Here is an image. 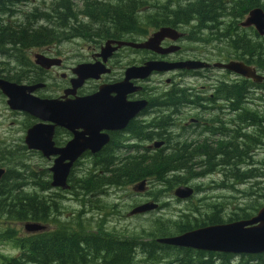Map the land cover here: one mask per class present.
Segmentation results:
<instances>
[{"label":"flooded vegetation","instance_id":"flooded-vegetation-1","mask_svg":"<svg viewBox=\"0 0 264 264\" xmlns=\"http://www.w3.org/2000/svg\"><path fill=\"white\" fill-rule=\"evenodd\" d=\"M30 1L34 4V0H17L10 8L11 13H15L14 10L18 11L21 8H28ZM130 1L134 2V0ZM189 1L191 0H143L144 5L140 9L141 11H151L152 9L162 10L169 7V10L175 9V11H180L186 7L185 5ZM219 1L227 5L230 3V0ZM162 4L165 5L162 6ZM41 6H44V1H42ZM44 9L42 8V10ZM247 12H245V15L236 24H230L229 22L218 23V26H234V34H238V38L225 39L224 42H221L217 38L212 42V38H210L211 33L208 31V28H206V31H199V28L193 33L189 27L191 24H179L177 29L168 27L174 30L178 36L175 40L167 38L161 40L158 44L159 52L144 48L135 49L126 45L127 43L145 42L157 29L153 32L151 31L141 41L135 40L138 37H133L130 34L116 35V39L114 40L105 39L99 42H90L84 39L94 46L87 47L89 53L81 56L82 59L78 64L100 63L102 64L104 72L95 80H85L79 88L75 89L72 94H68L66 98L85 97L101 92V96L104 98L116 99L115 107L117 113L126 120L121 128L101 130L99 132L100 134L106 135L107 141L101 146L98 152L93 154L88 151L83 152L74 161L66 179L68 185L66 192H69L70 176L73 174L75 177L77 173L81 175L85 161L87 159L91 160L92 157L96 156L125 158L151 155L167 156L172 154L187 156L190 154L191 156L202 157L207 154L213 157V161L210 168L211 172H209L210 174H206L205 176L212 174L216 176L222 175V181L220 182L222 183V187H226V183L223 181L229 180L227 176L230 172L231 164L228 159L233 154L232 156L235 155L245 158L244 162L239 164L238 170L239 172L247 173L249 180L246 183L249 185L260 182L254 176L261 171V160L264 156V122L262 120V116L264 115V71H261L259 66L261 59L260 37L256 36L257 34L252 27L241 26V22L246 17ZM208 25L203 26L208 27ZM21 28L31 32L33 29ZM192 34L198 35L199 39L193 38ZM76 39L81 40L83 38ZM67 41L60 40L57 44H46L39 48H34V46L23 48L19 46L18 50L23 52L21 55L24 57L26 63H19L14 69L1 70L0 80L14 84L17 86V89H32L29 94L31 97L40 99H64L62 96L65 91L71 89V80L74 77L71 74L72 68L64 67L67 55L60 54L56 48L62 43H68ZM107 41L112 42L109 48L113 50L102 61V57L105 54L101 56V49ZM210 41L213 47L215 46L209 49L212 52H207L204 49L193 50L183 45L184 43L192 42L202 43L207 46V44H210ZM115 42H121L124 45L116 46ZM247 42L250 44L254 42V50L247 51ZM97 45L98 47L96 48ZM9 50L0 51V54L10 56L11 52ZM164 50L168 52H161ZM29 51L32 53L31 58L28 56ZM128 53H133L134 55L125 57L124 55ZM35 54L56 59L58 60V64L48 69L39 68L34 65ZM17 55L16 53L14 54L15 61H17ZM135 55L139 56L138 64H133L132 62ZM252 56H254L255 60H252ZM126 59L127 61L123 62ZM112 60L113 63H111ZM153 61L174 64L187 61H199L207 63L208 65H213L212 63L217 62H241L253 69L254 74L261 77L262 80L255 82L250 78H244L229 71L216 69L211 66L200 69L173 68L167 71H151L143 78L124 81V72L127 68L132 66L141 67L147 62ZM253 61H255V65L247 63ZM55 70L61 73L57 75L54 73ZM167 74L174 75L175 77L165 79L164 85L150 86L149 81L152 77L158 79L159 82V78ZM231 86L237 87L231 88ZM26 92L29 93L28 90ZM41 93L47 94L43 95ZM1 97H4L7 106V97L0 90ZM132 108L135 109L133 115L131 114ZM9 112L12 114L26 115L29 119L22 126V129H24L22 139L23 147L20 149L16 148V150L20 153L27 154L28 152L33 155L35 154L47 165L42 169L45 174V179L39 180L35 185L41 188H53L51 186L49 168L53 163L54 157L43 158L39 151L34 150V148L28 149L25 144V137L28 130L34 127V124H39L40 122L19 110L13 111L9 109ZM42 124L48 125V123ZM11 125H14V123H11ZM252 125H255L256 128L252 129ZM71 138L72 134L70 131L58 126L53 127L51 135L53 148L59 149L64 147ZM186 144H190V147L184 149ZM11 148H13L11 145L4 146L2 148L3 153L6 155L16 154L14 149ZM183 150L191 152L184 153ZM258 154L261 155L260 161L254 159ZM220 160L222 161L220 162ZM36 168L40 170L38 166ZM30 169V183L34 187L35 172L33 167ZM0 171H3L0 176V186H4L5 183L2 180L8 170L0 167ZM177 186L190 188L192 190V196L196 192H201L200 186H191L187 183ZM217 187L219 188L220 185ZM146 188L145 180V192H134L133 195L147 194ZM32 199L34 202V194ZM148 199L149 197L142 204L148 202L154 203L156 205L155 211H160L167 205L166 202H161V199H167L163 196H160L158 202L153 200L148 201ZM174 199L178 201V199ZM203 199L205 197L198 199L197 202H201ZM181 201L186 202V200H180L178 202ZM196 210L200 213L203 212V208H196ZM210 225L216 224L192 225L190 229L184 232ZM30 236L34 240V233ZM17 255L9 259L16 258ZM7 262L5 261L4 264Z\"/></svg>","mask_w":264,"mask_h":264},{"label":"trees","instance_id":"trees-1","mask_svg":"<svg viewBox=\"0 0 264 264\" xmlns=\"http://www.w3.org/2000/svg\"><path fill=\"white\" fill-rule=\"evenodd\" d=\"M16 1L0 0V14L11 13L10 8ZM143 5V0H134V2L130 0H55L50 13H34V21H48L45 26L35 27L32 32L19 26L12 28H8L7 25L5 27L0 26V46L6 49L19 46L39 48L46 44H57L60 40H72L74 38L99 42L105 39L114 40L116 35L120 34H130L137 37V32L140 29L143 30L144 26L153 32L160 27L177 29L179 24H191L189 27L193 33L199 28V31H206L208 28L212 42L216 38L224 42L225 39L238 38V34H234V26H218V23L236 24L245 15V12L254 7H259L264 12V0H230L228 5L220 3L219 0H191L180 11L169 10V7L162 10L141 11L140 8ZM84 20H86V24L82 25ZM203 25H208V27ZM192 36L199 39L196 34H192ZM208 36L210 35L208 34ZM256 36L258 37V35ZM259 37L261 40L259 66L260 70L264 71V36ZM254 48V42L251 44L247 42L248 52ZM252 60H255L254 56H252ZM247 63L255 65V61ZM236 87L231 86V88ZM262 120L264 122V115ZM251 127L252 129L256 128L255 125ZM189 147L190 144H186L184 149ZM183 152L190 153L191 151L183 150ZM232 155L228 159L231 169L227 181L247 184L246 181L249 180L247 173L238 170L239 164L244 162L245 158ZM145 157H92L90 162L92 166L96 167L94 168L96 171H93L95 173L88 172L83 178L73 180L71 177L69 180V190L73 200L82 199L80 200L81 203L89 204L92 201L87 199L88 196L93 197L96 194L105 193L104 189L111 185L119 187L147 179L167 188H172L210 174L213 161V157L207 154L202 157L191 156L190 154L187 156L172 154ZM8 158L4 156L0 160V165L5 164L4 162ZM261 162L262 169L254 178L264 182V158ZM7 170L8 172L2 181L9 184V188H0V216L5 215L19 221L40 223L47 227V222H54L56 226L53 229L35 233L34 240L30 235L17 239L20 252L16 258L5 259L4 262L8 261L6 264H264V254L233 256L212 252H196L192 249L157 244L154 240L156 237L180 234L190 229L192 225L219 224L248 219L254 215L247 213L251 209L237 208L236 210L240 215L238 216L239 213H231L224 221L222 216L218 215V209H216V213L203 215L190 207L186 210L191 215L180 217L181 220H184L181 223L173 224L169 220H155L160 224L159 228L152 229L153 232L150 231L145 235L146 237L152 236H149L145 241L136 240V238L117 239L101 232H85L87 229L80 227V225H75V228L66 227L59 223L56 218L51 219L50 216L57 213L58 204L55 198L58 195L55 194L52 198L50 196H38L34 190L33 202V194L25 192V185L19 182L20 174L11 168ZM36 178L34 177V184ZM113 181L117 184L114 185ZM89 186L91 187L89 188ZM248 187L249 189H246L243 196L246 197L247 201H251L254 194L264 192V186L259 187V183L256 182L249 184ZM223 188L221 183L218 189ZM39 191L44 190L39 189ZM74 194L77 196L74 197ZM212 206L213 204L208 206L207 211H210ZM259 207L257 206L255 213ZM220 210L223 211L224 208ZM199 216L200 218H198ZM155 223L153 222V224ZM157 231L161 232L158 233ZM5 236L12 238L9 232Z\"/></svg>","mask_w":264,"mask_h":264},{"label":"water","instance_id":"water-1","mask_svg":"<svg viewBox=\"0 0 264 264\" xmlns=\"http://www.w3.org/2000/svg\"><path fill=\"white\" fill-rule=\"evenodd\" d=\"M243 27H252L258 36H264V12L259 7L250 9L244 20ZM177 34L168 27H161L153 32L143 43H127L126 45L135 49H149L159 52L158 44L167 38L175 40ZM112 42H105L101 49L102 61L112 51L109 45ZM116 46L124 45L115 42ZM163 53L167 50L161 51ZM58 64V60L46 58L40 54L34 55V65L48 69ZM210 65L199 61H187L183 63L147 62L141 67H129L124 72V81L138 79L147 76L151 71H167L170 69H200L209 68ZM213 68L223 69L244 78H250L255 82H260L261 77L254 74V70L241 62L214 63ZM102 64H77L71 69L73 79L71 89L64 92L62 100L40 99L31 97L32 89H17L14 84L0 80V90L7 97V106L11 110H19L38 120L39 124H34L25 137V144L28 149L34 148L41 153L43 158L54 157L49 168L51 174V186L60 191H66V182L69 170L74 161L83 153L91 154L98 152L107 137L100 134L101 130H114L121 128L125 122L116 110L115 98H104L101 92L85 97H75L67 99L68 94H72L79 88L85 80H95L103 73ZM121 84V83H120ZM40 86V85H38ZM28 90L29 93L26 91ZM100 91V90H99ZM105 91V90H104ZM143 104V103H142ZM136 105V104H135ZM126 108V107H125ZM127 113V112H126ZM135 113L132 108L131 114ZM129 118V117H128ZM42 123H48L43 125ZM54 126L64 128L71 132L72 138L64 147L53 148L51 142L52 129ZM80 130V131H77ZM3 171H0V176ZM135 185V186H134ZM133 185V192L144 190L145 180ZM172 195L178 200H187L192 196V190L186 186H177ZM154 203L141 204L128 213V216L139 215L154 210ZM46 225L34 222H26L23 230L27 234L43 232ZM157 244L171 246L175 248L192 249L196 251L212 252L228 255H257L264 254V205L248 219H240L216 225L200 227L181 234L156 238Z\"/></svg>","mask_w":264,"mask_h":264},{"label":"rangeland","instance_id":"rangeland-1","mask_svg":"<svg viewBox=\"0 0 264 264\" xmlns=\"http://www.w3.org/2000/svg\"><path fill=\"white\" fill-rule=\"evenodd\" d=\"M42 1H44V6H41ZM54 1L55 0H34V4L32 3V1L29 2L28 8L25 9L21 8L18 11L14 10L15 13L1 14L0 26L5 27L7 25V27L9 28L13 26H21V27L33 28V29L38 26H45L48 21L47 20L34 21V13L37 12L50 13ZM42 8L45 9L42 10ZM81 24L85 25L86 20L82 21ZM150 32H151L150 29L147 26H144L143 30L140 29V31L137 32L138 38H135V40L137 41L143 40L147 35L150 34ZM74 39L75 40H68L67 41L68 43H62L56 48L60 52V54L67 55L66 60L64 62L65 68L67 67L73 68L74 65L80 62V60L82 59L81 56L89 53L87 47L94 46L93 44L88 43L84 39L81 40L76 38ZM211 43L212 42L210 41V44H207V46H205L202 43H192V42L184 43L183 45H185L184 47L186 48L190 47L193 50L204 49L207 52H212L209 51V49L213 47V44ZM97 47L98 45L96 46V48ZM10 49L11 50L6 49L3 46H0V51L9 50L11 52L10 56L7 55L3 56L2 54H0V71L4 69L5 70L14 69L19 63L22 62L26 63V61H24V57L21 55L23 52L21 50H18V47H13ZM15 53L18 54L17 61H15V57H14ZM31 54L32 53L29 51L28 56L30 58L32 56ZM133 55H134L133 53H128L125 54L124 56L126 57ZM138 59L139 56L135 55L134 59L132 60L133 64H138ZM113 60L111 63H113ZM128 60H130V58H128ZM126 61L127 59L123 60V62ZM211 66L212 65H210L209 67ZM54 73L58 75L61 72L55 70ZM171 77L174 78L175 76L174 75L172 76L171 74H167L159 78V82L158 79L152 77L149 81V84L150 86L164 85V80L169 79ZM41 94L46 95L47 93H41ZM28 120L29 119L26 115L23 114L18 115V114L10 113L9 109L5 104L4 97L0 98V160H2L4 156L9 157L4 162L5 164H2L3 166L1 165L0 167H3V169L11 168L15 172H18L20 174L19 182L25 185V192L34 194V190H35L38 196H44V197L50 196L51 198L54 197L55 194H57L58 196L57 198H55L58 204L57 213L50 216V218L51 219L56 218L59 223L63 224V226L75 228V225H80V227L87 229L85 230V232H91V231L101 232L102 234L109 235L112 238H117V239L136 238L145 241L148 239V237H146L145 234H148L152 229L159 228L158 227L159 223L158 224L155 223V225L153 224V222H156L155 220L157 219L164 221L169 220L170 223H181L184 220H181L180 217L191 215L188 212V210H186L189 209L190 207H193L194 209L203 208L202 214L205 212L204 215H210L213 212H215L216 209H218L217 211L218 215L222 216V219L225 221L227 220V218L230 216L231 213H239L236 210L237 208L251 209L250 211H247V213H251L253 215L255 214V209L257 208V206L260 207L263 206L264 192L254 194L252 196V200L247 201L246 197L243 196L246 193L245 192L246 189H249L248 184H239L236 182L231 183L228 181H223L226 183V187H224L223 189H218L217 186H219L221 183L220 181H222L221 180L222 175L216 176L214 174L209 176H204L201 179H196L187 182V184L191 186H200L201 192H196L193 196H191L188 200H186V202L185 201L178 202L180 200L175 201L174 197L172 196V192L176 186H173L172 188H167L162 184H158L157 182L149 179L146 180L147 194L134 196L133 195L134 192L132 191L134 183L119 187L110 186L107 188V190L105 189V193L96 194L93 197L88 196L87 199L89 201H92L89 204L81 203L80 200L82 199L73 200L70 194L71 193L70 190L69 192H64L53 188L51 189L41 188L35 184H34L35 187L34 188L33 185L30 183V179H31L30 168L31 167L34 168V172H35L34 177H37L35 183H37L38 180H42L45 177V174L42 171V169H44L47 165H45V163L42 162L35 154L33 155L28 152L27 154L23 152L20 153L19 151L16 150V148L20 149L23 147L22 139H23L24 129H22V126ZM11 123H14V125H11ZM10 145L13 147L11 149H14V152L16 154L12 153L11 155H6L3 153L2 148H4V146H10ZM263 158L264 156L262 157V159ZM254 159L260 161L261 155L258 154V156L254 157ZM90 161H91L90 159H87L85 161V164L82 167L83 173L81 175L77 173V175L74 177L72 174V176H70V180L71 177L73 180L78 178H83L84 175L88 173V171L91 170L96 171V169H94L96 167L92 166ZM37 166L39 167L40 170L36 168ZM256 183H259V187L264 186V182H262L261 180L260 182H256ZM0 188L8 189L9 184L0 186ZM39 189H42L44 191H39ZM160 196L167 198L163 200L161 199V202L164 201L167 204L165 205V208H163L162 210L160 211L154 210L156 213L154 211H151L148 212L150 214L144 213L140 215L128 216L130 210L141 205L144 202V200L147 199V197H149L148 201L153 200L158 202ZM119 197L121 198L119 199ZM202 197H205V199H203L201 202H197V200ZM212 204L213 206L212 208H210V211H207V207L211 206ZM93 207L95 209H92ZM221 208H224V210L221 211L220 210ZM142 215L145 216L143 217ZM239 215L240 213L238 214V216ZM198 218H200V216ZM147 221H149L150 223ZM26 222L28 221H19L15 218H9L5 215L0 216V264H4L5 259L14 257L20 252V248L17 246L18 244L17 239L32 235V234H27L23 230V226ZM55 224L56 223L54 222L51 223L47 222L48 225L47 229H53L54 226H56ZM7 232H9L10 235H12L11 236L12 238H8L5 236ZM123 232H125V234Z\"/></svg>","mask_w":264,"mask_h":264},{"label":"bare ground","instance_id":"bare-ground-1","mask_svg":"<svg viewBox=\"0 0 264 264\" xmlns=\"http://www.w3.org/2000/svg\"><path fill=\"white\" fill-rule=\"evenodd\" d=\"M131 44H134V43H131ZM121 141H122V140H121ZM129 147H130V146H129ZM133 147H134V146H133ZM142 147H143V146H142ZM136 149H137V148H136ZM139 149H140V148H139ZM137 150H138V149H137ZM144 158H146V157H144ZM147 159H148V157H147ZM152 160H153V159H152ZM147 162H148V161H147ZM149 162H150V161H149ZM151 164H154V163H151ZM200 164H201V163H200ZM146 167H147V166H146ZM148 169H149V168H148ZM150 169H151V168H150ZM82 173H83V172H82ZM148 173H149V172H148ZM151 173H152V171H151ZM42 174H43V173H42ZM79 174H80V173H79ZM96 174H97V173H96ZM102 174H103V173H102ZM152 174H153V173H152ZM149 176H150V175H149ZM156 177H157V176H156ZM156 177H155V178H156ZM96 178H97V177H96ZM101 178H102V177H101ZM108 178H109V177H108ZM44 179H45V178H44ZM98 179H99V178H98ZM150 179H151V177H150ZM152 179H153V178H152ZM90 181H91V180H90ZM97 181H98V180H97ZM38 182H39V180H38ZM88 182H89V181H88ZM105 182H106V181H105ZM113 182H114V181H113ZM91 183H92V181H91ZM114 183H115V182H114ZM105 184H106V183H105ZM108 184H109V183H108ZM116 184H117V183H115L114 185H116ZM123 184H124V183H123ZM127 184H128V183H127ZM74 185H75V184H74ZM80 185H81V184H80ZM89 185H90V184H89ZM103 185H104V184H103ZM119 185H120V183H119ZM75 186H76V185H75ZM91 186H92V185H91ZM91 186H89V188H90ZM111 186H112V185H111ZM75 188H76V187H75ZM97 188H98V187H97ZM100 188H101V187H100ZM100 188H99V189H100ZM125 188H126V187H125ZM78 189H79V188H78ZM82 189H83V188H82ZM82 189H81V190H82ZM105 189H106V188H105ZM105 189H104V190H105ZM111 189H112V188H111ZM74 190H76V189H74ZM81 190H80V191H81ZM106 190H107V189H106ZM124 190H126V189H124ZM124 190H123V191H124ZM82 191H83V190H82ZM84 192H85V191H84ZM92 192H93V191H92ZM116 192H117V191H116ZM73 193H74V192H73ZM111 193H113V192H111ZM76 194H77V193H76ZM107 194H108V193H107ZM117 194H118V193H117ZM80 195H81V194H80ZM73 196L76 197L77 195L75 196V194H74ZM78 196H79V195H78ZM109 196H110V195H109ZM123 196H124V195H123ZM125 196H126V195H125ZM77 198H78V197H77ZM82 198H83V197H82ZM120 198H121V197H119V199H120ZM122 198H123V197H122ZM93 203H94V202H93ZM95 204H98V203H95ZM106 206H107V205H106ZM106 206H105V207H106ZM109 206H111V205H109ZM115 206H116V205H115ZM115 206H114V207H115ZM89 207H91V206H89ZM97 207H98V206H97ZM118 207H119V206H118ZM101 208H103V207H101ZM92 209H95V208L93 207ZM104 209H105V208H104ZM116 209H117V208H116ZM97 210H98V208H97ZM105 210H106V209H105ZM121 210H123V209H121ZM118 211H119V210H118ZM128 212H129V211H128ZM155 213H156V212H155ZM148 214H150V213H148ZM115 215H116V214H115ZM139 215H140V214H139ZM153 215H154V214H153ZM142 216H143V215H142ZM144 216H145V215H144ZM144 216H143V217H144ZM139 217H140V216H139ZM150 217H151V216H150ZM153 217H154V216H153ZM146 220H148V219H146ZM153 220H154V219H153ZM147 222H149V221H147ZM149 223H150V222H149ZM154 223H155V222H154ZM156 223L158 224V221H157ZM173 224H175V223H173ZM60 225H61V224H60ZM147 225H148V224H147ZM152 225H153V224H152ZM154 225H155V224H154ZM154 225H153V226H154ZM159 225H160V224H159ZM184 226H185V225H184ZM149 227H150V226H149ZM149 227H148V228H149ZM154 227H155V226H154ZM158 227H159V226H158ZM157 229H158V228H157ZM160 229H161V228H160ZM153 230H154V229H153ZM153 230H151V231L153 232ZM162 231H163V230H162ZM164 231H165V230H164ZM157 232L160 233L161 231H160V232L157 231ZM157 232H156V233H157ZM121 233H122V232H121ZM123 233L125 234V232H123ZM163 233H164V232H163ZM142 234H143V233H142ZM145 235H147V234H145ZM164 235H165V234H164ZM143 236H144V235H143ZM149 236H151V235H149ZM149 236H148V238H149ZM157 236H158V235H157ZM151 237H152V236H151ZM161 237H163V236H161ZM137 238H138V237H137ZM144 238H145V237H144ZM156 238H157V237H156ZM158 238H159V237H158ZM136 240H138V239H136ZM154 240H155V239H154ZM162 247H163V246H162ZM155 249H156V248H155ZM172 249H173V248H172ZM172 249H171V250H172ZM160 250H161V249H160ZM162 250H163V249H162ZM234 258H235V257H234ZM237 260H238V259H237Z\"/></svg>","mask_w":264,"mask_h":264}]
</instances>
